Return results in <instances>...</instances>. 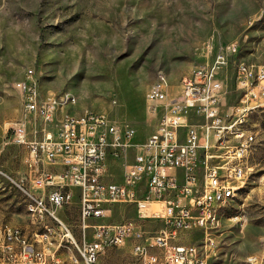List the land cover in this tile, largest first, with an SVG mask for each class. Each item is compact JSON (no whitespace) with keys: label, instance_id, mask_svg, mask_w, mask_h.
Returning <instances> with one entry per match:
<instances>
[{"label":"built area","instance_id":"built-area-1","mask_svg":"<svg viewBox=\"0 0 264 264\" xmlns=\"http://www.w3.org/2000/svg\"><path fill=\"white\" fill-rule=\"evenodd\" d=\"M222 47L213 60L190 70L170 95V85L156 78L146 93L153 131L136 142V130L105 113L75 116L66 110L61 93L43 99L34 69L13 83L21 94L22 109L43 126L26 138V121H15L12 142L29 149L30 190L2 169L0 176L25 195V211L36 228L0 223V264H75L62 249L72 241L82 249L83 264H96L106 249L130 245L127 264H211L217 229L213 213L226 205L231 190L245 184V159L254 144L252 131L243 127L246 115L264 103V65L239 61L236 87L242 92L236 106L224 113L223 80L218 76L235 51ZM198 117L202 122H191ZM129 151L131 154L129 155ZM117 160H125L118 180H112ZM58 166V171L45 168ZM79 201L78 235L57 213L74 198ZM114 204L133 205L139 221L104 222ZM97 220L90 222V220ZM159 220L149 231L144 221ZM91 230V238L87 230ZM199 231L196 243L185 235ZM248 264H264V254H251Z\"/></svg>","mask_w":264,"mask_h":264},{"label":"rangeland","instance_id":"rangeland-1","mask_svg":"<svg viewBox=\"0 0 264 264\" xmlns=\"http://www.w3.org/2000/svg\"><path fill=\"white\" fill-rule=\"evenodd\" d=\"M228 44L236 48L218 75L224 84V113L242 94L236 87L237 63L264 65V0H0V169L30 187L23 178L27 149L12 142L11 135L15 121L24 118L26 138L35 131L41 136L43 123L23 111L21 94L13 87L26 68L34 69L43 99L67 93L64 106H71L70 97L76 103L66 110L75 115L102 112L128 123L139 143L155 127L146 93L156 75L166 77L170 95H175L183 76L210 63ZM243 127L255 137L245 159L246 181L222 208L211 233V264H248L249 255L264 254V103L246 115ZM124 162L117 160L112 180L119 179ZM24 204V193L0 176V222L29 234L36 227ZM67 206L57 214L78 235L77 202ZM126 220L139 221L134 206L114 204L104 222ZM143 225L156 231L162 223L147 220ZM202 237L195 231L183 242ZM117 249L114 264L132 260L129 243ZM100 257V264H110L108 257Z\"/></svg>","mask_w":264,"mask_h":264},{"label":"bare ground","instance_id":"bare-ground-1","mask_svg":"<svg viewBox=\"0 0 264 264\" xmlns=\"http://www.w3.org/2000/svg\"><path fill=\"white\" fill-rule=\"evenodd\" d=\"M159 82L161 84H163V85H168L166 77L164 75H162V74L159 76ZM63 105H64V102H63ZM85 112H87V111H85ZM85 112H83L81 114H76L75 116H83L85 114ZM88 113H95V112L88 111ZM242 186H243V184L236 185L231 190V197L228 199L226 205L234 198V196L238 193V190ZM226 205H221V206H219V208L216 211H214L213 220H214L216 225L219 224L220 217H221V210ZM62 249L68 251V253L73 256V262L75 264H80L81 262H83L82 249L79 246H77L76 244H74L72 241H64V242H62Z\"/></svg>","mask_w":264,"mask_h":264},{"label":"crops","instance_id":"crops-1","mask_svg":"<svg viewBox=\"0 0 264 264\" xmlns=\"http://www.w3.org/2000/svg\"><path fill=\"white\" fill-rule=\"evenodd\" d=\"M19 145V144H18ZM25 147H26V149H27V154L24 156V158L22 159V162H23V164H24V167H25V171H24V175H23V178H24V180L25 181H27V182H30V166L28 165V163H26V159H29V149L27 148V146L26 145H24ZM116 165V164H115ZM45 168H47V169H50V170H52V171H58L59 170V167L58 166H51V165H45ZM7 174V173H6ZM9 175V174H8ZM10 176V175H9ZM11 177V176H10ZM12 178V177H11ZM13 179V178H12ZM16 181V180H15ZM17 182V181H16ZM21 185V184H20ZM15 186V185H14ZM30 187H31V183H30ZM30 187L29 188H27L28 190H30ZM73 192H74V198H73V200L71 201V203L69 204V205H71V204H73V203H75V202H77V207H78V209H79V201H78V197H77V190L76 189H73ZM68 207V206H67ZM79 211V210H78ZM1 222H4V221H1ZM0 222V223H1ZM26 234L27 235H30V233L28 234L27 232H26ZM118 247H115V248H108V249H106V251L101 255V256H103V255H105L106 257H108V259H109V263L110 264H114V262L116 261L115 260V257H116V254H117V251H118V249H117ZM100 259H101V257H99V260H98V263L100 264Z\"/></svg>","mask_w":264,"mask_h":264}]
</instances>
